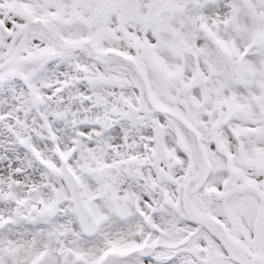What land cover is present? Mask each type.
Returning <instances> with one entry per match:
<instances>
[{"label": "snow or ice", "instance_id": "6c2138e0", "mask_svg": "<svg viewBox=\"0 0 264 264\" xmlns=\"http://www.w3.org/2000/svg\"><path fill=\"white\" fill-rule=\"evenodd\" d=\"M0 264H264V0H0Z\"/></svg>", "mask_w": 264, "mask_h": 264}]
</instances>
